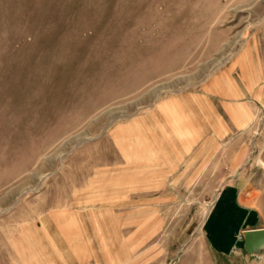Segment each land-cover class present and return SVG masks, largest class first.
I'll use <instances>...</instances> for the list:
<instances>
[{"label": "rangeland", "instance_id": "obj_1", "mask_svg": "<svg viewBox=\"0 0 264 264\" xmlns=\"http://www.w3.org/2000/svg\"><path fill=\"white\" fill-rule=\"evenodd\" d=\"M231 183L264 224V0H0V264H264Z\"/></svg>", "mask_w": 264, "mask_h": 264}, {"label": "crops", "instance_id": "obj_2", "mask_svg": "<svg viewBox=\"0 0 264 264\" xmlns=\"http://www.w3.org/2000/svg\"><path fill=\"white\" fill-rule=\"evenodd\" d=\"M171 62L172 59L170 53L167 55V52L165 51H161L152 61L154 69L157 67H160L161 69L162 67H165L166 64L169 65ZM133 63H135V61ZM149 64L151 65L150 62ZM128 68V70L136 69L132 63H130ZM153 76H155V74H153ZM137 81H132V84ZM63 111L64 114L62 115V118L66 121L68 118L66 115L72 110L68 108ZM49 113L50 116L45 119L52 118L51 116H53V112L50 110ZM68 123L71 124V122ZM76 123L77 121L72 122V124ZM35 124H42L38 117H36ZM20 150L22 156L27 155L26 153L23 155V147H21ZM258 197V190H247L243 193L240 187L233 183L225 184L220 188L207 217V225L209 226V229H211L209 236L212 239H218V241L213 244L216 251L221 252L225 249L223 248L225 244L223 245L224 242L221 241L222 238H227L228 236V234H225L222 230L224 223H228V228L230 231L236 233V235L244 229L264 227V224L260 223L262 219L260 213L261 207L257 204ZM240 241H242V237Z\"/></svg>", "mask_w": 264, "mask_h": 264}, {"label": "water", "instance_id": "obj_3", "mask_svg": "<svg viewBox=\"0 0 264 264\" xmlns=\"http://www.w3.org/2000/svg\"><path fill=\"white\" fill-rule=\"evenodd\" d=\"M240 234L243 251L264 259V227L244 229Z\"/></svg>", "mask_w": 264, "mask_h": 264}, {"label": "built area", "instance_id": "obj_4", "mask_svg": "<svg viewBox=\"0 0 264 264\" xmlns=\"http://www.w3.org/2000/svg\"><path fill=\"white\" fill-rule=\"evenodd\" d=\"M238 237L241 238V234L240 233L238 234Z\"/></svg>", "mask_w": 264, "mask_h": 264}]
</instances>
